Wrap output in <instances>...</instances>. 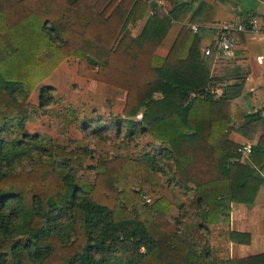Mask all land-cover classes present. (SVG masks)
Wrapping results in <instances>:
<instances>
[{"label":"trees","instance_id":"trees-1","mask_svg":"<svg viewBox=\"0 0 264 264\" xmlns=\"http://www.w3.org/2000/svg\"><path fill=\"white\" fill-rule=\"evenodd\" d=\"M195 2L178 7L183 19ZM148 8L144 0H0V264H264V254L231 259L221 248L197 246L170 219L174 206L161 196L163 162L193 194L200 244L203 231L213 235L210 227L220 224V237L248 244L250 235L229 230L230 216L233 204H254L264 185V140L240 162L230 134L231 100L242 86L213 94L202 30L184 26L160 57L177 15L155 8L134 35ZM217 12L215 2L202 3L191 24L212 23ZM215 44L217 37V50ZM70 58L79 61V76L126 92L122 115L141 119L115 127L127 125L129 137L140 127L161 145L158 153L98 160L90 183L76 179L87 151L68 152L28 133L8 137L16 116L25 126L37 86ZM52 91L41 89L40 107ZM245 118L247 125L264 123L261 111ZM25 157L31 169L16 171Z\"/></svg>","mask_w":264,"mask_h":264},{"label":"rangeland","instance_id":"rangeland-1","mask_svg":"<svg viewBox=\"0 0 264 264\" xmlns=\"http://www.w3.org/2000/svg\"><path fill=\"white\" fill-rule=\"evenodd\" d=\"M209 36L208 33L207 40ZM207 49L208 47L203 51L201 48L202 54L204 57L211 59L215 54L205 55ZM211 49L216 50L213 46ZM78 64L77 59L70 58L64 61L51 77L40 83L28 100L26 107L28 116L25 126H20L19 118L16 116L7 135L14 138L19 133H28L37 135L38 141L42 143L60 146L68 152L87 151V161L84 165L77 167L76 179H84L92 183L95 178V171L92 167L98 160L121 156L137 158L142 156L145 151L158 153L161 145L154 142L147 132L141 131L140 127H135L138 132L134 137L128 136L127 125L123 124L121 129H117L115 127L117 122H134L140 120L141 115L135 118H125L122 115L126 102L125 92L120 93L116 87L107 84L102 85L101 82L79 76ZM44 87L53 88V91L51 92L52 101L48 106L42 108L40 107L39 95ZM213 94L216 98H220L215 90ZM194 96L195 94L192 93L191 97ZM95 122L98 124L99 130L95 129L93 131L96 125ZM260 126H256L257 128L252 130L253 133L248 136L243 135L245 138L240 141L242 145L237 144L240 147L245 145L253 147L256 144L254 136L257 133L264 132V123H261ZM233 129L235 128L233 127ZM250 135L253 139L250 138ZM249 159L250 157L244 160L241 157L239 158L241 163H245ZM22 168L31 169L30 160L27 157L24 158L16 171ZM159 168L162 177L161 196L172 202L174 207L170 219L174 222L179 220L181 223L180 229L184 236L197 246L205 245L208 250L221 248L228 251L227 245L229 242L226 238L220 237V233L224 231L221 224L218 226L219 228L214 227V229H211L214 230L213 235H208L205 230L203 231L206 237L204 244H200L193 237V231L202 224L201 218L190 206L193 194H187L185 189L174 179V173L167 162L161 163ZM263 196L262 199L264 200ZM144 199L146 202L152 203L151 199L147 197H144ZM197 246L195 247L198 248Z\"/></svg>","mask_w":264,"mask_h":264},{"label":"crops","instance_id":"crops-1","mask_svg":"<svg viewBox=\"0 0 264 264\" xmlns=\"http://www.w3.org/2000/svg\"><path fill=\"white\" fill-rule=\"evenodd\" d=\"M149 8L146 17L140 21L135 30L134 35H139L147 21L152 15L155 8L161 9L168 15H177V19L173 20V25L157 50L160 57H167L172 46L174 45L178 35L184 26L192 29L191 19L202 3L209 4L215 2L218 6V12L212 23L205 24L201 27L203 37V51L214 43L215 26L222 25L227 22L236 24L246 23L249 17L255 18L257 23L252 29L246 33H241L237 37L235 48L230 54L223 55L222 52L216 50L215 55L209 59L212 77L214 79L211 89L218 92L221 97L228 90L229 93L237 83L242 87L237 90L238 96L231 100L234 110V126L230 139L235 143L242 145V141L252 130L261 125L262 121H258L256 125H247L245 116H251L257 112H262L264 118V0H197L192 12L187 18L183 19V11L178 7L191 4L193 0H144ZM210 34L208 40L207 34ZM222 63H224L222 65ZM103 85V83H100ZM240 89L239 87H237ZM120 93L125 91L119 90ZM125 101H126V92ZM123 94V95H124ZM257 126V127H256ZM261 128V126H260ZM247 138V137H246ZM250 138L253 139V137ZM248 140V139H247ZM264 140V132L257 133L254 136V142L257 145ZM249 141V140H248ZM254 145V146H255ZM264 185L261 186L254 204H233L230 216V231L250 235L248 244L228 243V254L231 259H244L251 256L264 254ZM264 198V196H263ZM214 229V227H210ZM223 254V253H221Z\"/></svg>","mask_w":264,"mask_h":264},{"label":"built area","instance_id":"built-area-1","mask_svg":"<svg viewBox=\"0 0 264 264\" xmlns=\"http://www.w3.org/2000/svg\"><path fill=\"white\" fill-rule=\"evenodd\" d=\"M257 23L255 18L249 17L246 23L236 24L233 22H227L219 26H215L213 31L215 32V38L217 37V50L227 55L230 54L235 48L237 37L241 33H246L252 27H254ZM204 29L201 26H193L192 30L195 33L200 32V30ZM213 50L208 48L205 51V55H212ZM253 147L251 145H245L239 148L238 153L241 158L244 160L245 158H249L252 154Z\"/></svg>","mask_w":264,"mask_h":264}]
</instances>
